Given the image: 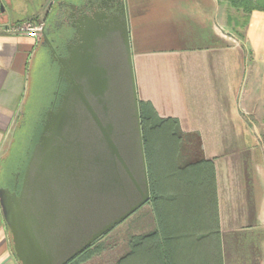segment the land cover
Segmentation results:
<instances>
[{
    "label": "crops",
    "instance_id": "1",
    "mask_svg": "<svg viewBox=\"0 0 264 264\" xmlns=\"http://www.w3.org/2000/svg\"><path fill=\"white\" fill-rule=\"evenodd\" d=\"M58 1L70 0H5L0 162L26 118L37 55L46 47L42 38L7 28L29 20L46 25ZM123 3L138 99L158 118L176 121L168 158L179 171L189 166L172 181V227L192 231L194 241L217 232L223 264H264V10H252L240 29L228 19L242 10L228 0ZM207 236L196 242L206 251ZM0 264H20L1 198Z\"/></svg>",
    "mask_w": 264,
    "mask_h": 264
},
{
    "label": "water",
    "instance_id": "2",
    "mask_svg": "<svg viewBox=\"0 0 264 264\" xmlns=\"http://www.w3.org/2000/svg\"><path fill=\"white\" fill-rule=\"evenodd\" d=\"M76 32L68 57L55 60L64 88L22 177L0 187L20 264H66L150 198L126 16L110 25L89 19ZM48 35L46 26L53 60Z\"/></svg>",
    "mask_w": 264,
    "mask_h": 264
},
{
    "label": "trees",
    "instance_id": "3",
    "mask_svg": "<svg viewBox=\"0 0 264 264\" xmlns=\"http://www.w3.org/2000/svg\"><path fill=\"white\" fill-rule=\"evenodd\" d=\"M228 1L232 7L242 10V17L244 19L242 23L230 18L228 19L229 23L241 29L247 24L248 15L252 10H264V0ZM51 63L55 64L53 62ZM62 88L63 81L59 78L56 95L47 109L57 104L59 100L58 93ZM139 109L150 188V198L146 204L150 206L153 219L157 225L151 231L131 236L128 251L118 258L115 264H223L221 259V248L217 241V232L211 231L209 235L203 234V236H199L194 241L192 239L194 236L192 231L181 232V229L172 227L169 208L170 201L172 200L171 191H175L176 186L172 181L177 179L180 171H184L189 166L179 171L174 164L170 163L168 158L170 155L169 149H171L172 146L171 139L174 136L171 135L169 131L171 127L175 125L176 121L170 118H158L151 109L140 101ZM44 116L45 115H42L40 119L39 131ZM24 124L25 118H22L17 129L22 128ZM163 131H165L164 134L161 133ZM38 133H32L30 135L29 140L31 144L25 149L22 155L16 150L11 159V153L14 148L10 146L3 158L4 160L8 156L9 159L7 160L9 161L3 166L2 171L0 168V180L3 183L1 185L12 188L13 182L11 185H6L5 182L8 180V177L12 178L14 181V177L17 173H19L21 179L32 147L37 140ZM10 166L14 168V171L9 172ZM182 174H185V172ZM103 236L66 264H83L100 253L102 247L97 243ZM206 236L209 237L210 240V246L207 251L205 248L203 249L200 245L196 244L197 241H201V237L205 238ZM189 242H192V244Z\"/></svg>",
    "mask_w": 264,
    "mask_h": 264
},
{
    "label": "rangeland",
    "instance_id": "4",
    "mask_svg": "<svg viewBox=\"0 0 264 264\" xmlns=\"http://www.w3.org/2000/svg\"><path fill=\"white\" fill-rule=\"evenodd\" d=\"M3 9L8 13L10 12V8L8 9L6 4L3 6ZM231 17L230 19L236 20L239 23L244 21L241 14L236 15L232 13ZM16 18L18 17H12L10 20L15 21ZM229 24L232 25V23ZM50 58L48 49L42 47L37 55L38 62L35 65L36 70L32 75L30 94L24 105L26 109L25 124L22 128L14 131V136H12L10 141L11 147L14 148L11 153V159L16 150L22 155L25 149L30 146V135L39 132L40 119L42 115L48 112L47 107L51 104L56 95L59 79L58 66L52 64ZM7 159H9L8 156L0 162L1 171L3 166L9 161ZM10 171H14V168L11 166L9 167V172ZM12 182L13 179L8 177L5 184L11 185ZM0 184H3L1 180ZM153 228V214L150 206L145 203L109 230L97 243L102 247V251L83 264H115L118 258L128 251L131 236L146 233Z\"/></svg>",
    "mask_w": 264,
    "mask_h": 264
},
{
    "label": "flooded vegetation",
    "instance_id": "5",
    "mask_svg": "<svg viewBox=\"0 0 264 264\" xmlns=\"http://www.w3.org/2000/svg\"><path fill=\"white\" fill-rule=\"evenodd\" d=\"M81 1L84 2L83 6L80 5ZM124 16H126V11L123 0H70L68 3L56 2L48 16L49 21L47 20L45 25V28L49 26L48 36L55 47V54L51 62L57 65L56 59L61 61L68 57L69 52L78 43L79 34L76 32V28L81 23L87 24L90 19V21L100 22L103 25H110L114 21H122ZM61 79L63 81L64 77L62 76ZM63 88L58 93V98ZM55 105L51 106V108H54ZM13 185L14 181L12 188Z\"/></svg>",
    "mask_w": 264,
    "mask_h": 264
},
{
    "label": "built area",
    "instance_id": "6",
    "mask_svg": "<svg viewBox=\"0 0 264 264\" xmlns=\"http://www.w3.org/2000/svg\"><path fill=\"white\" fill-rule=\"evenodd\" d=\"M45 29L44 20H29L19 25L9 26L7 30L16 33L23 34L29 37L41 38Z\"/></svg>",
    "mask_w": 264,
    "mask_h": 264
}]
</instances>
